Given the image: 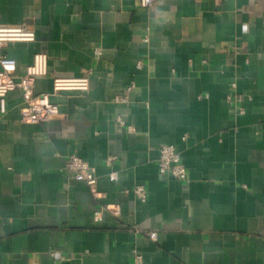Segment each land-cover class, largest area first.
Segmentation results:
<instances>
[{
  "label": "crops",
  "instance_id": "1",
  "mask_svg": "<svg viewBox=\"0 0 264 264\" xmlns=\"http://www.w3.org/2000/svg\"><path fill=\"white\" fill-rule=\"evenodd\" d=\"M0 26L34 32L0 56L21 77L45 54L34 94L57 109L26 125L20 93L6 96L0 264H264V0H0ZM84 75L86 91L53 92ZM163 145L185 179L159 175Z\"/></svg>",
  "mask_w": 264,
  "mask_h": 264
},
{
  "label": "built area",
  "instance_id": "2",
  "mask_svg": "<svg viewBox=\"0 0 264 264\" xmlns=\"http://www.w3.org/2000/svg\"><path fill=\"white\" fill-rule=\"evenodd\" d=\"M161 0H139L142 8H151ZM35 40L32 30L24 26H0V47L5 43L25 42L30 43ZM96 54H100L98 50ZM16 62L5 55L0 56V114L5 113V99L10 92L17 91L22 98L20 108V120L26 125H35L48 121L57 114L56 107L49 101L48 95L34 94V81L38 77H43L47 73V57L38 53L33 56L32 63L25 69L24 75L16 77ZM88 76L77 78H55L52 81L53 92L59 91H86L88 89ZM234 87V84L232 85ZM134 89L131 83L125 89V93L114 98L116 103H127L130 93ZM119 125H124L119 118L116 119ZM131 128H128L130 130ZM185 140V137L182 138ZM115 161V157H109L106 165L110 166ZM157 167L160 176H170L174 179L183 180L186 176V169L182 161L181 154L173 145H163L159 148ZM65 168L73 173L75 181L85 183L92 191L95 199L99 194L94 191L96 177L94 171L80 158L71 156ZM110 180H114V174L110 175ZM134 194L140 202L146 201L144 187L137 186ZM105 210L114 212V206L109 205ZM100 211L95 212V218L99 219ZM139 258V257H137Z\"/></svg>",
  "mask_w": 264,
  "mask_h": 264
}]
</instances>
